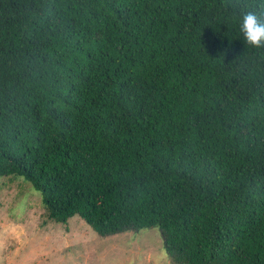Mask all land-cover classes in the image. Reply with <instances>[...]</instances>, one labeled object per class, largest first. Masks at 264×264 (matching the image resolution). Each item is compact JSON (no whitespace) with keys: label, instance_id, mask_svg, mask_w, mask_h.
Returning a JSON list of instances; mask_svg holds the SVG:
<instances>
[{"label":"trees","instance_id":"obj_1","mask_svg":"<svg viewBox=\"0 0 264 264\" xmlns=\"http://www.w3.org/2000/svg\"><path fill=\"white\" fill-rule=\"evenodd\" d=\"M264 0H0V176L172 264H264Z\"/></svg>","mask_w":264,"mask_h":264},{"label":"rangeland","instance_id":"obj_2","mask_svg":"<svg viewBox=\"0 0 264 264\" xmlns=\"http://www.w3.org/2000/svg\"><path fill=\"white\" fill-rule=\"evenodd\" d=\"M162 252L158 227L99 236L77 215L57 223L29 181L0 176V264H155Z\"/></svg>","mask_w":264,"mask_h":264},{"label":"clouds","instance_id":"obj_3","mask_svg":"<svg viewBox=\"0 0 264 264\" xmlns=\"http://www.w3.org/2000/svg\"><path fill=\"white\" fill-rule=\"evenodd\" d=\"M240 31L243 34L244 40L250 46L255 48L264 47V22L255 13L249 12L243 16ZM167 259V253L162 252L156 259L155 264H162Z\"/></svg>","mask_w":264,"mask_h":264}]
</instances>
